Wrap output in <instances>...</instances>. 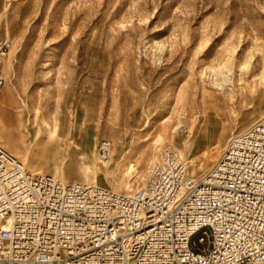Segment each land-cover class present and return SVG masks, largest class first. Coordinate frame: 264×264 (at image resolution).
<instances>
[{
  "label": "rangeland",
  "instance_id": "rangeland-1",
  "mask_svg": "<svg viewBox=\"0 0 264 264\" xmlns=\"http://www.w3.org/2000/svg\"><path fill=\"white\" fill-rule=\"evenodd\" d=\"M3 39L11 47L1 67V105L16 100L25 122L34 113L52 122L56 114L61 141L74 113L72 142L88 137V150L64 165L68 180L87 179L85 156L103 138L110 155L118 148L124 165L136 164L129 190L144 184L161 144L174 143L187 161L219 140L205 169L186 162L198 178L221 155L230 131L264 116V0H16L1 17ZM220 68L232 72L228 90L210 85ZM0 135L17 141L1 127ZM56 146L43 163L34 147L25 167L40 164L54 176ZM96 162L103 169L98 153ZM102 172L96 183L110 187Z\"/></svg>",
  "mask_w": 264,
  "mask_h": 264
},
{
  "label": "built area",
  "instance_id": "built-area-1",
  "mask_svg": "<svg viewBox=\"0 0 264 264\" xmlns=\"http://www.w3.org/2000/svg\"><path fill=\"white\" fill-rule=\"evenodd\" d=\"M0 264H264V116L198 178L161 144L129 193L29 170L0 143Z\"/></svg>",
  "mask_w": 264,
  "mask_h": 264
},
{
  "label": "bare ground",
  "instance_id": "bare-ground-1",
  "mask_svg": "<svg viewBox=\"0 0 264 264\" xmlns=\"http://www.w3.org/2000/svg\"><path fill=\"white\" fill-rule=\"evenodd\" d=\"M14 1L16 0H4V2L0 0V20L2 16L7 15V12L9 10V5L11 4V2H14ZM3 68H4V65H3ZM232 84H233L232 72L230 71L229 68H225V69L220 68L218 73L215 72L213 74V76L211 77V81H210V85L211 87H213V89L222 90V91L230 89ZM16 103H17L16 100H15V104H11L10 106H4V105H1L0 103V127L4 133L10 134V136H13V138H15L18 141V142L17 141L15 142V141H12L13 140L12 139L10 142H8L9 143L8 144L4 140L5 136L2 137L0 135V141L3 144V146L9 152H11L14 156H16L26 166L29 160L28 156L31 150L34 149V147H36L37 150H40V154L37 156V158L39 159V162L43 163L47 161L48 159H50L51 154L53 153V149H54L53 143L56 142L57 146L55 148L54 161H53L54 176L53 175L52 176L55 179H58L62 182L71 181V180H68L65 176L64 165L67 164V166L69 167V165L72 163L70 160L74 159L73 156H75V154L78 151L80 152L85 148L86 150H88L90 146L87 142L88 141L87 136L81 143L75 144L72 142L71 136L73 132L71 128L73 127L72 119H74V113H71V112L69 113L70 125L68 126L67 135H66L68 137L63 138V141H61V139L59 138V134H58L56 114L52 116L53 117L52 122H47L46 120H44L45 116L44 114H41V113H34L33 116L31 118H27L25 122L22 120L25 109L24 108L21 109L20 108L21 104L18 105V103L17 104ZM28 125L30 126V128H28ZM231 133L234 134L236 132L230 131V135L226 138L225 145L229 137L232 135ZM30 139L31 141L29 142ZM161 140H162L161 135H158L154 143L160 144ZM184 144H185L184 146L187 145L186 141H184ZM92 146L94 148L93 149L90 148V152L85 156V160L90 161V162L89 164L84 165L82 169L87 179L81 180V181L87 182V183H96L97 182L95 179L96 171H99V172L103 171L102 173L105 175V177H109L111 178V180H113V183L110 185V188H112L113 190L117 192H121V193L122 192L129 193L133 191L135 188L133 190L131 189L129 190V186H130V181L139 172L135 166L136 164L130 161L124 165L123 160H121L122 159L121 151L118 148L116 149L115 155L113 156L110 155L111 150H112L111 148L109 152L110 159H108V157L106 159H103L100 156L99 149L97 148V146L95 148L93 143H92ZM219 148H220L219 140H216V142L213 144V146L209 150L201 151V156L200 155L190 156L186 162L189 166L195 168V170H197L198 172L202 171L203 169L206 168V166H208L211 163V161L215 157V154H214L215 151H217ZM96 152L98 153L100 160L103 161L105 165L103 169L97 166V162H96L97 153ZM183 157H184V154H183ZM202 157L203 159H201ZM218 157L219 156H216V160L213 161L212 165H210V167L202 174L207 173L214 166ZM198 161H201V162L197 163ZM32 165L33 167H29L28 168L29 170L43 172L41 167L38 166L40 164H37V165L32 164ZM120 165H124V168H123V171L119 172ZM187 166H186V174L190 177H194L188 173ZM90 175H92V177L89 178ZM126 189L128 190L126 191Z\"/></svg>",
  "mask_w": 264,
  "mask_h": 264
},
{
  "label": "crops",
  "instance_id": "crops-1",
  "mask_svg": "<svg viewBox=\"0 0 264 264\" xmlns=\"http://www.w3.org/2000/svg\"><path fill=\"white\" fill-rule=\"evenodd\" d=\"M8 142V141H7ZM9 144V143H8ZM70 179L69 180H72V179H75L74 177H69Z\"/></svg>",
  "mask_w": 264,
  "mask_h": 264
}]
</instances>
